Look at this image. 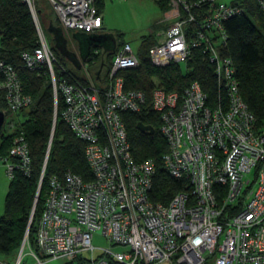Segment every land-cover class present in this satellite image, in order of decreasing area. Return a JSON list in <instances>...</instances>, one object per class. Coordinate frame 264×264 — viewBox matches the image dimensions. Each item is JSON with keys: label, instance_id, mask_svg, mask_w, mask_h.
Returning a JSON list of instances; mask_svg holds the SVG:
<instances>
[{"label": "built area", "instance_id": "built-area-1", "mask_svg": "<svg viewBox=\"0 0 264 264\" xmlns=\"http://www.w3.org/2000/svg\"><path fill=\"white\" fill-rule=\"evenodd\" d=\"M23 1L36 45L20 51V59L30 69L45 65L54 101L57 92L61 96L62 118L84 141L91 176L84 179L68 168L48 176L33 243L25 232L12 264H20L24 249L36 263L60 258L73 264H155L175 258L181 264H264V129H254L232 60L220 49L223 20L242 12L243 5L237 0H168L165 24L153 31L155 40L147 47L151 64L184 65L197 47L212 63L217 89L216 99L209 101L196 78L180 89L153 82L151 106L167 144L162 165L188 185L162 203L149 199L153 162L132 157L119 115L137 110L145 99L141 88L123 87L119 73L138 63L136 50L122 40L102 71L90 73L85 59L78 77L51 50L35 1ZM47 1L65 31L105 30L94 0ZM254 1L264 22V0ZM97 51L91 50L92 62ZM30 103L15 67L0 58V131L11 133L0 160L8 178L14 169L30 171L27 141L13 119ZM94 231L107 245L91 242ZM113 244L123 248L114 250Z\"/></svg>", "mask_w": 264, "mask_h": 264}, {"label": "trees", "instance_id": "trees-1", "mask_svg": "<svg viewBox=\"0 0 264 264\" xmlns=\"http://www.w3.org/2000/svg\"><path fill=\"white\" fill-rule=\"evenodd\" d=\"M34 1L51 50L79 77L78 71L51 46L50 35L44 28L46 23H43L41 16V0ZM155 1L160 9H166L167 0ZM237 1L243 5V11L223 20L226 35L220 49L221 54L231 58L239 92L254 116V129L261 131L264 129V22L254 0ZM94 2L100 11V0ZM49 21L58 24L52 17L47 19ZM35 38L34 25L26 3L23 0H0V58L15 67L23 91L31 96L28 107L21 109L25 117L19 120L18 125L27 141L30 171L24 174L14 169L8 178L0 214L1 258L17 252L25 232L29 244L33 243L34 225L41 209L48 176L60 175L67 168L84 179L91 176L84 156V141L70 130L62 118L61 96L57 92L54 101L45 65L30 69L20 59V51L36 45ZM154 40L153 30L140 34L136 49L138 63L119 71L123 87L141 88L145 93V99L137 110L124 109L119 115L132 157L136 160L150 158L153 162L149 199L166 203L173 192L187 188L188 185L184 177L170 175L162 165L161 154L167 144L159 130V114L151 106L150 93L154 84L152 76L156 77L157 84L164 89H180L189 80L196 78L209 101L216 99L217 89L211 70L212 63L208 62L207 56L200 49L191 48V56L184 65L170 61L157 66L151 64L147 56V47ZM121 41H115L112 47L100 48L95 57L99 59L102 53H106L108 64L111 53ZM93 48L98 49L90 45L87 60ZM10 140L11 133L0 131L1 154H5Z\"/></svg>", "mask_w": 264, "mask_h": 264}, {"label": "rangeland", "instance_id": "rangeland-1", "mask_svg": "<svg viewBox=\"0 0 264 264\" xmlns=\"http://www.w3.org/2000/svg\"><path fill=\"white\" fill-rule=\"evenodd\" d=\"M167 0V6H168ZM42 6V19L43 23H47V19L52 17L53 12L47 0L40 1ZM98 4V3H97ZM167 8V7H166ZM100 10L103 16V25L107 32H111L116 41L128 40L130 46L135 51L139 42V35L142 33L156 31L160 28L158 20L162 17V14L166 9H160L155 0H100ZM163 12V13H162ZM163 19V17H162ZM54 20V19H53ZM161 21V20H160ZM156 26H158L156 28ZM66 34V33H65ZM67 47L74 48V39L66 34ZM100 47H98V53L100 52ZM107 57L106 53H102L100 58H96L94 62L87 60V70L92 73L97 70L102 71L104 65L106 64ZM70 64L69 62H67ZM182 65V63H180ZM73 68V67H72ZM79 76L83 73L78 70ZM153 81H157L155 76H152ZM23 110H19L14 113L13 119L16 125L19 124V120H23L24 115ZM8 177L4 173L3 163L0 160V214L3 207V196L7 188ZM45 190V188H44ZM43 190V193H44ZM91 242L94 245L104 246L107 245L106 239L98 232L94 231L91 236ZM114 250H121L123 245L113 244L111 246ZM17 252L14 251L12 254L8 255L6 258H1L0 261L9 264L14 263ZM20 264H73L65 259H45L42 262L36 263L32 257L25 251L22 254ZM155 264H181L176 261L175 258L164 260Z\"/></svg>", "mask_w": 264, "mask_h": 264}, {"label": "water", "instance_id": "water-1", "mask_svg": "<svg viewBox=\"0 0 264 264\" xmlns=\"http://www.w3.org/2000/svg\"><path fill=\"white\" fill-rule=\"evenodd\" d=\"M46 32L50 35V44L72 65L77 68L85 60L90 45L106 49L114 45V35L111 32L103 30L101 32L76 31L72 36L77 40V53L67 48L66 39L63 35V29L59 24L47 22L44 26ZM103 29L104 26H102ZM3 113L0 110V128L2 126Z\"/></svg>", "mask_w": 264, "mask_h": 264}, {"label": "crops", "instance_id": "crops-1", "mask_svg": "<svg viewBox=\"0 0 264 264\" xmlns=\"http://www.w3.org/2000/svg\"><path fill=\"white\" fill-rule=\"evenodd\" d=\"M100 12H101V10H100ZM163 13V12H162ZM162 17H163V14H162ZM162 17L158 20V22H159V26H163L164 24H165V19H164V17H163V19H162ZM161 20V21H160ZM102 26H104L103 25V16H102ZM158 26H156V28H157ZM76 31H82V30H78V29H70V30H67V31H65L64 29H63V35H64V37H65V39H66V34H68L70 37H72L73 39H74V41H76V39L72 36V34L74 33V32H76ZM101 32V31H100ZM66 33V34H65ZM101 48V47H100ZM102 49V48H101ZM86 59V58H85ZM71 67H73L75 70H77L78 71V69L79 68H77V67H75V66H71Z\"/></svg>", "mask_w": 264, "mask_h": 264}, {"label": "flooded vegetation", "instance_id": "flooded-vegetation-1", "mask_svg": "<svg viewBox=\"0 0 264 264\" xmlns=\"http://www.w3.org/2000/svg\"><path fill=\"white\" fill-rule=\"evenodd\" d=\"M115 38H114V43H115ZM67 44V43H66ZM68 48V47H67ZM69 50H71V51H73V52H75V53H77V51H78V43H77V40L75 41V43H74V48H72V49H70V48H68ZM65 59V58H64Z\"/></svg>", "mask_w": 264, "mask_h": 264}]
</instances>
